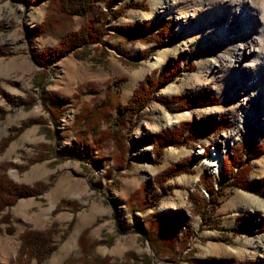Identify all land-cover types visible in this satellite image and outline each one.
<instances>
[{
    "label": "rangeland",
    "instance_id": "rangeland-1",
    "mask_svg": "<svg viewBox=\"0 0 264 264\" xmlns=\"http://www.w3.org/2000/svg\"><path fill=\"white\" fill-rule=\"evenodd\" d=\"M51 8L52 0H0V177L37 188L0 212V264H37L19 251L26 231L52 235L55 250L40 264H264V118L249 128L247 142L231 147L218 175L200 155L228 140L252 97L227 92L234 72L220 82L206 60L248 52L245 40L220 43L212 24L187 28L203 13L197 0H100L86 17ZM88 19L103 22L101 41L57 52L61 37ZM153 25L139 38L119 32ZM45 53L42 68L33 56ZM167 67L175 78L157 84L145 107L131 113L138 84L164 77ZM204 92L215 104L187 103ZM184 112L191 118L163 127ZM200 124L208 136L197 137ZM158 134L165 137L159 156ZM170 148L182 153L167 156ZM190 156L197 158L190 174L157 185L160 173ZM229 158L236 163L227 165ZM203 172L209 190L199 180ZM147 229L157 241L152 247L142 236Z\"/></svg>",
    "mask_w": 264,
    "mask_h": 264
},
{
    "label": "trees",
    "instance_id": "trees-1",
    "mask_svg": "<svg viewBox=\"0 0 264 264\" xmlns=\"http://www.w3.org/2000/svg\"><path fill=\"white\" fill-rule=\"evenodd\" d=\"M22 1L25 2L26 5L29 4V0H22ZM97 1H100V0H52L51 10L54 7L56 9L58 8V10L61 13L66 14L67 16H72V17L85 16L86 17L88 14H90V12L92 11V9L95 6V3ZM108 6H110V5H108ZM49 16H52L51 12H50ZM99 20H101V19H99ZM160 24H161L160 27L163 26V28L160 30L161 35L166 36V38H167V34L165 31L168 27L165 25L166 23L163 20L160 22ZM102 26H103V22H102V25L99 27V26H97V22H95L92 19H88V21H86L85 27H83L82 29H80L79 31H77L75 33H70V34L65 35L64 37H61L59 44H58L59 49H57V52L69 51V50L77 49L81 45L87 46L90 44L100 42L102 36L105 33ZM156 27H157V25L150 26L149 29H143V28L141 29L140 28V30H138V32L134 28H130V27L122 28L121 27L119 32L128 38H139V37H142L143 35L151 32V31H153ZM137 29H139V28H137ZM174 41L175 40H173L172 38H168V39H166L165 43L166 44H172V43H174ZM33 57H34L33 61L38 66H41L42 68L47 67V65H46L47 54L46 53L42 54V55L38 54V55H35ZM41 57H43L45 59L43 60ZM174 71L175 70L173 68L167 67V70L164 74V77L158 76V78H156L154 76H150V77L147 76L146 78H144V80L138 84L137 89L134 91V94H133L131 101L129 103V106H128V110L131 113L140 112L145 107L147 102L149 101L150 94L153 91V89L157 86V84L162 85V84H165L166 82H169L170 80H173L175 78ZM41 83L42 82L40 80V84ZM3 95L5 97V94H3ZM176 99H178V98H176ZM189 101L195 107L196 106L197 107H206V106L215 104V99L212 97L211 93H208V92L201 93L198 97H196L192 100H187V103ZM190 103L187 104L188 107H190V105H191ZM165 104L166 103H163V105H165ZM187 105H186V107H187ZM90 114L91 115H89V117H92V115H96L95 112H90ZM87 116H88V114L85 115V117H87ZM91 122H93V121H91ZM213 126L214 125H211V128H213ZM215 126L217 127L216 129H219L221 127V125H219V124L215 125ZM204 127H206V126H204V124H200V127H199V128H201L199 130L200 134L197 135V137L208 136L209 135L208 133H211L210 130H209V132L206 131V133H204V131L202 129ZM157 137L159 138V140L155 144L156 145L155 152H156V155L159 156L163 150L162 143L164 141H162V138L165 139V137L161 134H158ZM187 137H186V140H189V138L187 139ZM176 142H178V140ZM171 143L172 142H170V141H167V142L165 141L164 145H170ZM246 155L250 157L252 154L247 153ZM202 157L203 158L207 157V150H205V153ZM236 161H237L236 159L234 160V159L229 158L228 164H227V162H224V163L231 166L232 164H230V162L236 163ZM194 163H197V158L195 156H190L189 158H186L184 160H180L174 166L168 167L165 171L160 173L155 178V182L157 183V185L159 187L162 188L163 184L168 179H170L171 177H175V176H178L181 174H190L191 173L190 165L194 164ZM199 180L201 181L202 184L206 185L207 181H208L207 175L203 172L200 175ZM222 185H224V183ZM226 186L227 185H225L224 187H226ZM236 187H244V186H242L240 183L237 182ZM36 189L37 188H34V187L31 188L28 186L14 184V183L8 181L6 179V176H4V175L1 176L0 177V212L3 211L4 208L11 207L12 205H14L15 201L19 198H28V197L35 195ZM143 189L144 188H141L140 190L143 191ZM206 189L209 190V187L207 185H206ZM218 190H220V189H218ZM220 193L221 192H219V194ZM136 195L137 194H135V196ZM209 200L211 203H217V198H215L213 196L212 192H210ZM132 211H134V209H132ZM12 231L13 230H11L10 232H12ZM127 232H129V231H127ZM118 233L124 234L126 232L123 230H120L118 228ZM149 234L151 235L150 231H148V229H147L145 234L144 235L142 234V236L145 237V240L152 247V242H157V241L153 240ZM20 247L22 249L20 248L19 251L22 252L23 255L25 253V255L27 257H29V260H31V258L35 259L37 264H40L44 260H46L50 256V254L55 250L54 245H53L52 235H49V233L47 231H45V232L26 231L21 236ZM20 262H21V260L17 259V263L20 264ZM147 262H149L148 258H147ZM65 264H68V263L66 262Z\"/></svg>",
    "mask_w": 264,
    "mask_h": 264
},
{
    "label": "bare ground",
    "instance_id": "bare-ground-1",
    "mask_svg": "<svg viewBox=\"0 0 264 264\" xmlns=\"http://www.w3.org/2000/svg\"><path fill=\"white\" fill-rule=\"evenodd\" d=\"M197 2H199L203 13L192 27L188 25L187 28L189 27L192 30L212 24L211 34L220 43L235 46L237 42L241 43L243 39L245 40L244 43L247 45L248 52L241 55V49L237 48L234 55L228 58L217 56L212 61L206 60V65L208 69H211L212 66L217 68L215 72L218 73L217 77L220 82L225 72L231 69L232 73L234 72L233 79L228 80L226 84L227 92L233 95L240 90L250 93L252 96L248 102L249 104L245 103L246 111L238 112V115L243 118H241V124L262 122L264 118V0H257V2L255 0H197ZM240 9L242 11L238 13ZM152 63L155 68H160L163 60L155 57L152 59ZM250 76L252 78L248 80ZM171 90L172 86L168 87L165 93H170ZM191 116L190 113L184 112L174 120L168 117L163 127L171 128L181 118L189 119ZM259 141L260 138H258ZM180 152L170 148L167 151V156L177 157ZM205 164L215 175H218L216 170L220 164L218 157L205 160ZM262 168H264V165ZM184 179L185 177L179 178V181L181 182Z\"/></svg>",
    "mask_w": 264,
    "mask_h": 264
},
{
    "label": "built area",
    "instance_id": "built-area-1",
    "mask_svg": "<svg viewBox=\"0 0 264 264\" xmlns=\"http://www.w3.org/2000/svg\"><path fill=\"white\" fill-rule=\"evenodd\" d=\"M256 124H232L229 134H228V140H226L224 143L220 141L219 143L211 144V146H205L201 153L198 151L197 153H200V155H204L205 150H207V157L204 158L205 160L218 157L220 159V164L217 167V172L220 170L222 166V162L224 161L227 154L230 153L231 147L235 146L238 141L247 142L249 140L248 131L249 128L254 127ZM223 126V125H222ZM261 126L262 130L264 131V124H259ZM257 137H252V141H255ZM204 160V162H205Z\"/></svg>",
    "mask_w": 264,
    "mask_h": 264
}]
</instances>
